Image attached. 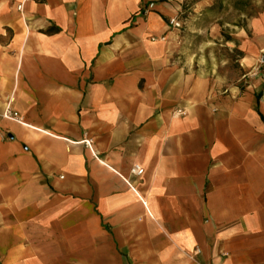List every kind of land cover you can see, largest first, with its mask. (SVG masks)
Wrapping results in <instances>:
<instances>
[{"label": "crops", "instance_id": "obj_1", "mask_svg": "<svg viewBox=\"0 0 264 264\" xmlns=\"http://www.w3.org/2000/svg\"><path fill=\"white\" fill-rule=\"evenodd\" d=\"M215 4L0 0V264H264V13L230 78Z\"/></svg>", "mask_w": 264, "mask_h": 264}, {"label": "rangeland", "instance_id": "obj_2", "mask_svg": "<svg viewBox=\"0 0 264 264\" xmlns=\"http://www.w3.org/2000/svg\"><path fill=\"white\" fill-rule=\"evenodd\" d=\"M214 13L219 18V33L214 38L216 56L225 62L221 71L227 77L238 78L243 70L239 66L242 53L237 48L239 39L236 34L241 31L250 34L249 21L264 13V0H216Z\"/></svg>", "mask_w": 264, "mask_h": 264}, {"label": "built area", "instance_id": "obj_3", "mask_svg": "<svg viewBox=\"0 0 264 264\" xmlns=\"http://www.w3.org/2000/svg\"><path fill=\"white\" fill-rule=\"evenodd\" d=\"M152 4H150L149 7H151ZM18 9H21V5H18ZM168 24L176 29H180L182 27V21L180 19V17L178 15H174L172 16L169 20H168ZM260 62H262V59L259 60ZM178 112H181L180 110H178ZM6 114H8L11 117H17L15 113H13L9 108L6 109ZM131 172L136 174V175H140L142 173V168H139L138 166H133V168L131 169Z\"/></svg>", "mask_w": 264, "mask_h": 264}]
</instances>
